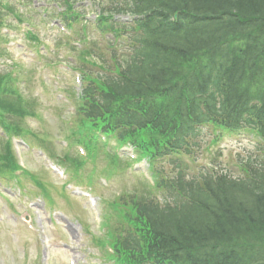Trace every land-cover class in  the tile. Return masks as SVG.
I'll list each match as a JSON object with an SVG mask.
<instances>
[{
  "label": "trees",
  "instance_id": "1",
  "mask_svg": "<svg viewBox=\"0 0 264 264\" xmlns=\"http://www.w3.org/2000/svg\"><path fill=\"white\" fill-rule=\"evenodd\" d=\"M130 2L141 18L129 62L112 76L87 78L83 91L82 111L94 125L120 132L153 163L190 152L204 124L251 127L264 142V0ZM1 154L0 173H9L15 159ZM240 169L239 178L189 180L177 166L158 182L170 203L132 198L124 205L135 215L134 236L120 246L124 260L264 264V151Z\"/></svg>",
  "mask_w": 264,
  "mask_h": 264
},
{
  "label": "rangeland",
  "instance_id": "2",
  "mask_svg": "<svg viewBox=\"0 0 264 264\" xmlns=\"http://www.w3.org/2000/svg\"><path fill=\"white\" fill-rule=\"evenodd\" d=\"M41 0H32L31 4H39ZM29 14H34L30 13ZM90 19L93 16H89ZM6 20L8 18L6 17ZM10 24L13 25L12 17L9 18ZM36 23V18H34ZM39 30V38L42 42L51 46L50 60H56L54 55H61L63 50H56L53 44L59 38V35L55 31H46L43 26L37 25ZM21 34L15 33L13 37H17L13 50L3 53V57H0V73H6L10 69L12 59H21L26 56L23 46L27 44L28 39L21 37ZM13 44L7 47L12 49ZM33 58L32 52L28 53V56L24 60V69L21 72V80L23 89H25L27 97L33 99L35 105H37L38 118L41 121L29 119L28 127L35 135L47 140L45 143L47 146H41V148H50L54 156L62 157L64 150H62V127L58 124L55 116H61L66 118V113L63 108L52 99H48L44 96V92H51V88L48 86L52 77L59 76L61 78L58 69L57 72L50 74L47 68L42 70L41 66L36 65L31 60ZM43 61V58H40ZM36 60V59H35ZM35 65V66H33ZM51 76V77H50ZM40 78L45 81L44 87L40 83ZM54 105V107L52 106ZM62 109V110H61ZM210 131V130H208ZM42 133L49 134L47 137ZM212 136L206 133V137L201 142L200 150L194 152L193 156L196 162L193 167L190 168V175L195 174L197 171L203 172L211 171L210 167H215L218 172L223 171L232 177H241L242 172L239 169L240 161L248 158L249 155L255 154L258 141L251 134L246 132L237 133L236 135H224L217 143H210ZM60 141V142H59ZM37 143H39L37 141ZM62 147V148H61ZM65 148V147H64ZM74 154V153H73ZM28 158L30 172L42 177V181L46 183L48 189H50L51 196L57 202L63 211H54L48 209L43 210V202L39 198H32L36 196V188L32 183L22 179L20 184L29 189L30 195L29 202L25 204L26 198L22 201H17L18 190L14 186L13 190L2 189L1 192L5 193L7 198L0 197V264H44L48 256H53L54 264H67V257L71 256L72 262L77 264H99L96 257L92 258L90 244L88 237L85 236L82 223L89 227L90 233H94L97 230V223H95L92 213L90 212L88 202L86 199H81L80 195L71 191V195L76 197L71 201L73 207L76 208L77 215L74 211L68 209L63 203V197L61 196V181L55 174L52 175L46 170L44 164L39 155L35 157L33 155ZM28 167V166H27ZM161 164L157 165L160 169ZM162 169L169 172V168L166 164L162 166ZM165 172V173H167ZM67 176L65 175V178ZM140 179V178H139ZM138 176L132 174L131 170L124 174L117 175L112 180L110 187L103 188L101 185L97 187L92 196L96 200L98 206L95 207L97 211L101 212L103 204L100 203L99 197L105 198V200H111L114 193L118 192V189H128L132 191L134 189L140 190L141 183L138 181ZM79 191H86V188L78 187ZM6 191V192H5ZM158 199L163 201L161 195H156ZM99 200V201H98ZM92 209V208H91ZM30 213L33 226L29 227L23 222V217ZM63 213L64 215H61ZM62 232L64 240L72 243V246H77L76 249L68 248V252L64 249L59 250L60 244L55 243V237ZM74 235V237H73Z\"/></svg>",
  "mask_w": 264,
  "mask_h": 264
}]
</instances>
